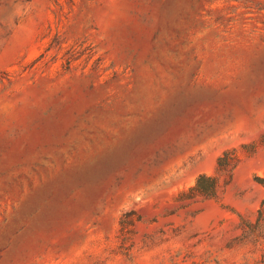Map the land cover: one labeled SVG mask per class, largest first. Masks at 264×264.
Returning a JSON list of instances; mask_svg holds the SVG:
<instances>
[{
  "label": "rangeland",
  "instance_id": "obj_1",
  "mask_svg": "<svg viewBox=\"0 0 264 264\" xmlns=\"http://www.w3.org/2000/svg\"><path fill=\"white\" fill-rule=\"evenodd\" d=\"M263 139L264 0H0V264H264Z\"/></svg>",
  "mask_w": 264,
  "mask_h": 264
},
{
  "label": "trees",
  "instance_id": "obj_2",
  "mask_svg": "<svg viewBox=\"0 0 264 264\" xmlns=\"http://www.w3.org/2000/svg\"><path fill=\"white\" fill-rule=\"evenodd\" d=\"M264 140V139H263ZM264 141H261V143ZM257 148L256 143H250L248 145H242L241 150L247 153H252ZM239 158L236 155L235 149H227L221 152V154L216 158L215 168L212 174H198L191 186L184 190L179 191L175 197L176 202H194L197 198L201 200L215 199L218 190L221 186L226 185L232 175V171L237 166ZM186 204V205H187ZM243 227L250 229V225L243 222ZM131 223H128V226Z\"/></svg>",
  "mask_w": 264,
  "mask_h": 264
}]
</instances>
